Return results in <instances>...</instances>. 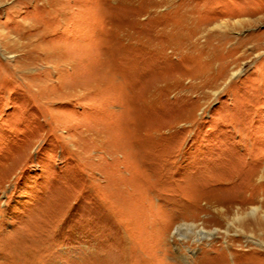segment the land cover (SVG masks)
Instances as JSON below:
<instances>
[{
	"label": "rangeland",
	"instance_id": "obj_1",
	"mask_svg": "<svg viewBox=\"0 0 264 264\" xmlns=\"http://www.w3.org/2000/svg\"><path fill=\"white\" fill-rule=\"evenodd\" d=\"M263 213L264 0H0V264H264Z\"/></svg>",
	"mask_w": 264,
	"mask_h": 264
},
{
	"label": "bare ground",
	"instance_id": "obj_2",
	"mask_svg": "<svg viewBox=\"0 0 264 264\" xmlns=\"http://www.w3.org/2000/svg\"><path fill=\"white\" fill-rule=\"evenodd\" d=\"M254 175V174H253ZM257 209H258V207H255V208H253V209H251V212H255V211H257ZM243 218H242V216H239V215H237V216H235V218H234V222H240L241 220H242ZM254 224L257 226V228H259L260 230L261 229H264V213H263V215H261L259 218H257V219H255V222H254ZM254 226V225H253ZM190 227V226H189ZM255 227V226H254ZM187 229V228H186ZM260 230H258V231H260ZM257 231V230H256ZM188 233V232H187ZM198 234H201V235H203L204 236V238H209V237H211L212 236V234L211 233H207V232H202L201 230L198 232ZM200 236V235H199ZM202 236V237H203ZM197 238V237H196ZM210 239V238H209Z\"/></svg>",
	"mask_w": 264,
	"mask_h": 264
}]
</instances>
